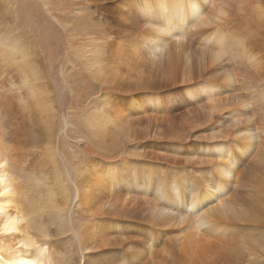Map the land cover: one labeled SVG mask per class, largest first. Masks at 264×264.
<instances>
[{"label":"bare ground","instance_id":"bare-ground-1","mask_svg":"<svg viewBox=\"0 0 264 264\" xmlns=\"http://www.w3.org/2000/svg\"><path fill=\"white\" fill-rule=\"evenodd\" d=\"M90 5L102 12L101 35L109 40L83 53L91 77L108 94L106 113L102 108L100 118L92 116L93 135L122 133L129 111L137 120L156 117L165 139L177 117L170 115L173 97L160 90L178 86L184 108L207 121L199 129L208 140L195 145L194 172L173 173L174 168L165 174L140 164L119 171L111 153L102 155L97 137H91L83 146L88 159L69 182L58 157L56 109L44 86L48 76L40 56L30 52L31 57L29 45L9 31L0 2V264L264 260V0H90ZM194 36L191 52L184 44ZM75 208L90 221L78 230ZM138 216L144 236L125 247L113 236L121 218ZM65 233L73 240L67 253L57 239Z\"/></svg>","mask_w":264,"mask_h":264},{"label":"rangeland","instance_id":"rangeland-1","mask_svg":"<svg viewBox=\"0 0 264 264\" xmlns=\"http://www.w3.org/2000/svg\"><path fill=\"white\" fill-rule=\"evenodd\" d=\"M0 2L10 19H7L9 31L13 36L22 38L26 45H29V49H27L29 54L32 52L36 56H40L44 72L48 76L49 82L44 86L47 93L52 95L50 100L56 109L54 129L55 139L58 141L56 143L58 157L62 169L68 171L69 182L77 178V174L81 170V160L88 159L89 155L84 151L85 147L83 146L86 142L87 144L92 143L94 139L91 137H97L95 145H98L102 155L111 153L109 155L111 162L119 171L126 172V170L137 169L139 164L142 167L161 168L160 170L165 174H170L175 169L173 173L181 171L180 173L185 174L192 170L195 171V166H198L197 163H199L197 158L193 157L196 152L195 145L206 143L208 140L200 133V129L206 127L207 121L193 109L184 108L182 98L177 93L181 90L176 89L178 86L160 90L163 96L173 97L172 103L175 104V107L171 110L170 115L177 117L175 130L168 131L165 139L159 135L158 128L161 127L156 126V122H158L157 119L155 120L156 117L150 115L146 119H139V121L133 119L135 117L132 113L129 114V111H127L129 118L127 116L122 133L116 131L110 136L103 137L93 135L96 127L93 126L95 124L92 123V116L94 115L93 118L97 116L98 119L106 113L104 101L108 94H105L101 89L103 85L95 81V75H93L94 79L91 77V66L86 64V55L84 56L83 53H90L93 45L96 47L106 45L107 39L104 40L101 35L103 28L100 26L99 20H101L102 12L90 5V0H0ZM142 29H147V26H142ZM124 40L128 41L126 39L122 41ZM186 42L189 43H185L184 48L190 49L191 52L195 51L196 37H189ZM102 108L105 109L104 113H100ZM66 121L68 122L67 136L64 134ZM227 126L223 125L221 128L224 129ZM203 140L206 141L203 142ZM179 141L182 142L178 143ZM96 161L102 164L100 156L96 158ZM123 162L126 166L121 165ZM170 162H173L171 164L176 162V164L171 168ZM122 174L124 175V173ZM117 192L119 195H127L124 189L123 191L118 189ZM140 219H142L141 216H138L135 220L127 222V217L121 218L122 227L119 234L113 237L123 241L125 247L128 242L137 240L139 235L142 238L145 233V223ZM72 221L76 230L82 225L90 223L88 218L82 217L81 219L76 208L72 213ZM259 231L264 232V230L263 232ZM259 231L252 232V234L258 235ZM262 235L264 237V233ZM57 239L66 253L73 247L71 233L58 235ZM260 247L264 248V242L260 244ZM247 260L249 263L244 261L245 263L242 264H264L263 259L256 263H250L249 257Z\"/></svg>","mask_w":264,"mask_h":264}]
</instances>
